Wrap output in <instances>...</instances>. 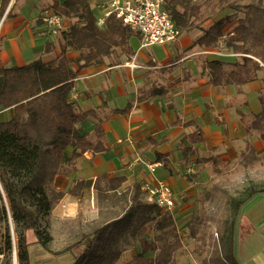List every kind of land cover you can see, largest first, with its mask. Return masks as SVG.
Here are the masks:
<instances>
[{"label":"trees","instance_id":"trees-1","mask_svg":"<svg viewBox=\"0 0 264 264\" xmlns=\"http://www.w3.org/2000/svg\"><path fill=\"white\" fill-rule=\"evenodd\" d=\"M52 1L46 9L63 19L73 20L67 28L60 29L59 54L48 60L38 58L23 66L0 67V110H12L11 118L0 119V264H14L15 250L18 264H32L33 243L52 255L71 252L75 257L74 264H113L126 249V244L122 243L128 236L135 245L139 243L140 250L125 264H171L183 246L175 212L149 201L140 182L119 196L117 203L123 204V210L110 214V219L102 224L92 222L89 230L83 231L75 242L58 250L51 247L54 240L50 230L51 212L66 194L54 185L55 178L71 173L75 160L85 152L106 149L104 119L96 109L80 110L71 97L75 78L82 68L100 63L105 57L134 54L131 37L141 38L138 32L114 16L99 25L88 0ZM9 2L2 0L0 16ZM165 6L181 31L191 28L195 24L193 19L200 16L205 19L204 6H209L208 10L227 7L243 11L244 17H237L235 11L203 26L202 35L191 47L213 50L221 48L222 44L227 49L225 54L235 58L206 56L202 59V74L214 86L242 85L260 79V72H264V0L243 4L239 0H204L203 3L165 0ZM72 50L78 51L77 58L68 56ZM216 51L220 52L219 49ZM168 70L170 68L160 69L162 73ZM168 92L165 83L153 81L139 91L137 100L165 97ZM258 101L260 110L252 113L251 121L244 113L240 112V115L248 132L255 130L264 140V78ZM131 106L130 102L124 109L112 113H126ZM90 117L97 118L93 134L82 132L78 126ZM201 135L200 132L197 140H202ZM69 147L73 149L71 155L68 154ZM191 148L184 147L183 150L192 151ZM157 155L159 160L167 162L161 153ZM213 161L219 163L218 159L213 158ZM124 181L123 176L110 178L103 174L94 186L100 198L116 199ZM84 185L83 181L76 182L69 193L79 195ZM257 192H264V189ZM249 200L236 199L222 222L220 234L224 257L237 259V208H243ZM149 230L153 232L152 238L146 236ZM31 236L35 238L34 242ZM220 260L221 256H214L211 263L219 264Z\"/></svg>","mask_w":264,"mask_h":264},{"label":"crops","instance_id":"crops-1","mask_svg":"<svg viewBox=\"0 0 264 264\" xmlns=\"http://www.w3.org/2000/svg\"><path fill=\"white\" fill-rule=\"evenodd\" d=\"M108 1L88 0L98 19L106 20ZM1 3L2 0L0 7ZM52 3V0H10L0 16V67L23 66L35 59L48 60L59 54L60 30L55 31L43 21V16L52 12L46 9ZM10 11L12 14L9 15ZM72 21L64 19L63 28H67ZM193 31L196 29L182 31L179 39L173 43L179 55L172 54L169 45H162L166 56L157 61L152 51L140 45L135 48L134 54H113L78 72L71 97L80 110L96 109L104 119L102 126L106 134V149L95 153L85 152L75 160L71 173L55 178L54 185L65 190L66 194L51 212L50 230L54 237L51 247L54 250L75 242L83 231L89 230L90 223L111 214L107 212V206L101 203L104 198L100 199L94 186L99 176L106 174L110 178H125L116 198L134 183L140 182L143 187L145 183L154 185L158 180H164L174 191V211H177V206L185 205L182 201L180 204L177 202L180 194L193 195V199L198 194L194 189L190 190V184L177 172L186 166L199 171L196 168L206 158L201 152L209 147L215 148V153L222 154L220 163L231 167L240 157V166L246 170L241 180L248 184L247 189L241 191L243 199H250L244 204V210L251 212V217L247 214L249 224L245 237L250 236L255 240V249L259 250L250 259V264H264V192H257L264 189V140L248 132L240 115V112L252 114L260 110L259 80L250 82L256 84L257 88V95H254L251 104L248 97H244L241 104L244 91L238 85L221 87L211 84L202 74V59L193 57L199 54V46L191 47L202 31L195 38L190 36ZM130 44L135 45L133 40H130ZM68 56L77 58L79 53L72 50ZM165 67L170 70L161 73L160 69ZM154 72L160 73L159 81L167 85L168 95L138 101L139 91L155 80L151 77ZM130 102L132 106L126 113H112L113 110L124 109ZM104 103L105 107L102 108ZM106 116L109 118L105 119ZM11 117V109L0 110V119L8 120ZM96 122L97 118L90 117L78 126L82 132L93 134ZM200 132L202 140H197ZM249 136L252 138L251 144L246 143ZM150 138L156 143H152ZM190 146L192 151L183 150ZM72 152V147H69L68 154ZM158 153L163 155L166 163L158 159ZM151 164H156L155 172L150 170ZM78 181L85 183L79 195L69 193ZM254 231L256 235L251 236ZM31 238L34 242L35 238ZM59 242H63V245ZM122 244H126V249L113 264L128 263L133 258L128 253L132 252L131 256L136 253L135 242H131L129 236ZM31 252L32 264H74L75 261L71 252L52 255L36 243L32 244ZM237 256L240 264H249V258L241 257L239 250ZM14 264H18L16 250Z\"/></svg>","mask_w":264,"mask_h":264},{"label":"rangeland","instance_id":"rangeland-1","mask_svg":"<svg viewBox=\"0 0 264 264\" xmlns=\"http://www.w3.org/2000/svg\"><path fill=\"white\" fill-rule=\"evenodd\" d=\"M204 0H195L196 3H203ZM240 3H249L251 0H239ZM205 6L207 4H204ZM203 8L205 12V19L200 16L197 19H193L194 25L191 29H196L193 31L190 36L197 37L198 32L202 31L203 33V26H208L214 20L219 19L220 17L224 16L225 14L235 12L236 10L230 8H224L223 10H219L218 7H212L208 10V7ZM99 12V11H98ZM96 14H99V13ZM244 12L241 10L236 11L237 17H244ZM203 15V16H204ZM98 16V15H97ZM134 41L133 47L134 49L137 48L142 44V41L139 39L138 36H132L131 42ZM136 46V47H135ZM221 48H218L221 54H216L214 51L218 49H204L199 48L198 46V53L197 55L193 56L195 58L204 59L206 56H210L211 58L215 57H224L226 59H235L232 55H227V49L224 45H220ZM163 46L160 44H155L145 48L146 50L152 51V56L155 60L161 61L164 56H166V52L162 48ZM170 51L172 54H178L179 50L175 47L174 44H169ZM179 55V54H178ZM240 55V54H237ZM238 58V56H236ZM162 73V72H161ZM154 72V75L151 76L153 81H159V75ZM263 78L264 72H260V79L258 81L259 89L263 85ZM152 81V82H153ZM148 82L147 85H149ZM239 88L244 91L243 97L241 99V104L244 103V97L249 99L250 104L254 99V95H257V88L256 84L254 83H246L242 85H238ZM235 93V92H234ZM238 100V98H237ZM251 110V107L249 105ZM251 112V111H250ZM246 119L251 121L253 119V114L247 112ZM255 137L259 135L257 131H252ZM246 143L251 144L252 138L249 136L248 141ZM215 148H209L202 150V155L206 157L204 162L197 167L195 172V168L192 166H186L185 169H180L177 174L179 177L184 178L186 182L190 185V190L197 192V197L193 199V195L184 196V194L179 195V199L177 202L180 204L184 202L185 205L177 206V211L175 212L176 218V227L178 235L183 243V246L177 251L174 261L171 264H212L211 260L214 256H221V260L219 264H240L241 262L238 261L239 257L236 254V258H229L223 256V251L221 250V229L223 220L229 215L230 210L233 206V202L236 199H243L244 194L242 193V189L246 188V182H242L241 177H243L246 173V170L240 166V157L233 162L234 166L226 165L225 163H220V156L222 154L215 153ZM213 158L218 159V165L216 162L214 163ZM208 159V160H207ZM223 163V164H222ZM214 165H217L216 167ZM116 198V197H115ZM103 199V198H100ZM116 200V202H115ZM116 199H104L101 203L105 204L108 208L107 212L109 211L111 214L117 213L121 211L123 208V204H117ZM189 200V203H188ZM99 202V199H98ZM177 203V205H178ZM117 204V206H115ZM188 207V208H187ZM245 207L237 208L239 211L238 222L236 223V252L239 250L241 257L248 259L249 264L250 259L256 256L255 253L259 252L256 247V242L250 236L245 237V233L247 232V227L249 224L248 217H251V212L247 213L244 210ZM254 208L252 211L256 210ZM236 210V208H235ZM172 211V210H171ZM249 216H248V215ZM254 214V212H252ZM109 215V216H108ZM110 219V214H105L99 221H95V224H102L104 221ZM253 219V218H252ZM254 220V219H253ZM254 222V221H253ZM91 224V223H90ZM221 225V226H220ZM51 229V228H50ZM256 235L255 231L251 232L252 235ZM146 236L148 238L153 237V232L151 230L146 231ZM63 237V236H61ZM60 237V238H61ZM53 243V242H52ZM51 243V246H52ZM60 243V242H59ZM63 245V242L60 243ZM249 249H246L248 248ZM62 248V247H60ZM56 248V249H60ZM40 249V248H39ZM136 252L140 250L139 243L136 245ZM133 249L132 251L135 252ZM39 251V250H37ZM124 252V251H123ZM152 255V253H150ZM129 257H133L132 252L128 253ZM136 255V254H135ZM155 255V253H153ZM258 257V256H257ZM132 261V260H131Z\"/></svg>","mask_w":264,"mask_h":264},{"label":"built area","instance_id":"built-area-1","mask_svg":"<svg viewBox=\"0 0 264 264\" xmlns=\"http://www.w3.org/2000/svg\"><path fill=\"white\" fill-rule=\"evenodd\" d=\"M109 16H114L122 24L138 32L141 35L142 47L173 44L182 33L166 8L165 0H109L105 18ZM63 20L53 12L43 16V21L55 31L63 28ZM104 21V18L98 19V24L103 25ZM214 53L221 54L218 51ZM149 168L155 172L156 164L149 165ZM143 188L147 199L157 202L162 208L172 210L176 205L174 191L164 180L160 179L154 185L145 183Z\"/></svg>","mask_w":264,"mask_h":264},{"label":"water","instance_id":"water-1","mask_svg":"<svg viewBox=\"0 0 264 264\" xmlns=\"http://www.w3.org/2000/svg\"><path fill=\"white\" fill-rule=\"evenodd\" d=\"M0 187L2 188L1 184H0Z\"/></svg>","mask_w":264,"mask_h":264}]
</instances>
